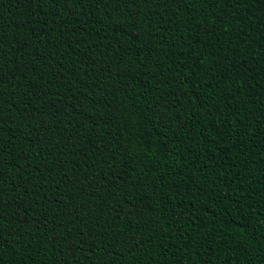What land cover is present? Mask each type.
<instances>
[{"label":"trees","instance_id":"1","mask_svg":"<svg viewBox=\"0 0 264 264\" xmlns=\"http://www.w3.org/2000/svg\"><path fill=\"white\" fill-rule=\"evenodd\" d=\"M0 264H264V0H0Z\"/></svg>","mask_w":264,"mask_h":264}]
</instances>
